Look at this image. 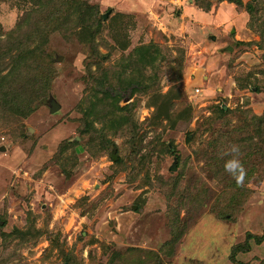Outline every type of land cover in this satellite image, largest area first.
Segmentation results:
<instances>
[{
    "label": "rangeland",
    "instance_id": "1",
    "mask_svg": "<svg viewBox=\"0 0 264 264\" xmlns=\"http://www.w3.org/2000/svg\"><path fill=\"white\" fill-rule=\"evenodd\" d=\"M86 1L102 18L93 44L52 28L60 1L0 0L2 74L1 46L20 39V81L41 79L27 115L0 124V264H264V237L246 241L264 231L249 121L264 113V0ZM94 94L127 106L117 122L99 101L87 114ZM233 144L242 184L224 168Z\"/></svg>",
    "mask_w": 264,
    "mask_h": 264
},
{
    "label": "trees",
    "instance_id": "2",
    "mask_svg": "<svg viewBox=\"0 0 264 264\" xmlns=\"http://www.w3.org/2000/svg\"><path fill=\"white\" fill-rule=\"evenodd\" d=\"M44 1H49V3L51 4L57 1H60V6L62 8L59 10V16L61 18V26L55 25L52 28L60 29L62 32L65 33V36H68V33L65 30H69V29L74 34L82 33L84 34V37L85 39L88 40V42L91 41L92 44L95 43L94 35L100 30L102 26V23H101L102 18L101 16H99V10L96 5H89V3L86 0H44ZM228 1L235 2L236 4H240L239 0H228ZM247 10L250 14H252L251 7H247ZM45 21H48L47 18H44V22ZM78 26H80V29L82 28V31L80 32L76 31ZM249 26L252 27L251 22H249ZM22 45H23L22 40L20 39L16 40V39L11 38L10 41H8L7 43H4L1 46L3 51L6 53V56L10 57L9 62H12L13 65L10 67V69L5 74H2L3 65L0 61V124L5 121V118L7 119L5 112L10 111L11 113L15 115V119L17 120H20L21 117L26 116L27 113L32 109L33 100L35 99L36 95L39 94L38 92L40 90L39 86H37V89H33L34 86L37 85V83L41 80L39 78V75L36 73L34 75L28 74L26 81H20L21 75L16 70V65L18 64V61L22 62V61H25L27 58L22 54L20 57L18 53H13L15 49H17V52H19L20 51L19 46H22ZM158 49L159 48H157V46L154 48L153 59L148 58L146 56L147 62L149 59L151 60L149 61L151 63H155V62L158 63L160 59V52ZM23 54H24V51H23ZM0 59H3V57L2 58L0 57ZM179 60L181 61L182 59L179 58ZM175 61L178 62V66L175 67L177 68L176 72H180L181 70V66L179 64L180 61L178 60H175ZM154 68L156 69L155 64H154ZM12 74L14 75L10 76ZM33 77L35 78L31 79ZM256 90H259L258 86ZM144 92H146V89ZM106 95L108 96L109 94H106ZM108 97H109L108 99L104 97H101L98 99V95L94 94V98H97L94 100L95 103H92L90 107L88 108V110L86 109L88 115L93 114L94 112L92 110L95 109L94 104L95 106L99 107L98 101L100 103H103L101 108H103L104 111L103 113L100 114V119L103 122H105L106 125L112 123L113 121L117 122L115 119L117 118V116H119L117 115L118 110L127 108L126 105L123 107H120L117 105V101H118L117 96L116 97L108 96ZM164 101L166 102V100ZM158 108L160 110L161 108H164V107L159 106ZM219 110L221 112H225L222 106L219 108ZM249 118H250L249 121L251 122V125L255 124L256 126L254 133L258 135V132H260L264 140V113L259 116L253 114ZM86 122H85V126L82 127V130L85 132L91 124V121L89 120H87ZM223 142H224V138L222 134L218 132V134L215 136V139H213V145L215 146L217 150L214 149L215 156L211 158L212 160H215L216 162H220L221 161L220 159H223L225 157L224 152L221 149L223 147L222 145ZM77 150H79V148ZM115 160L119 162V158L118 159L116 158ZM250 237H253L254 240L256 241H260L264 237V231L259 236L248 233L246 241ZM233 254L234 253H232L231 255L232 257H233ZM232 259L234 261V258ZM233 264H246V263L234 261Z\"/></svg>",
    "mask_w": 264,
    "mask_h": 264
},
{
    "label": "clouds",
    "instance_id": "3",
    "mask_svg": "<svg viewBox=\"0 0 264 264\" xmlns=\"http://www.w3.org/2000/svg\"><path fill=\"white\" fill-rule=\"evenodd\" d=\"M230 151L234 154L233 157L227 160L224 164L225 171L230 173L236 180L237 184H242L244 181V176L246 174V169L238 158L240 153V148L238 145L233 144Z\"/></svg>",
    "mask_w": 264,
    "mask_h": 264
},
{
    "label": "water",
    "instance_id": "4",
    "mask_svg": "<svg viewBox=\"0 0 264 264\" xmlns=\"http://www.w3.org/2000/svg\"><path fill=\"white\" fill-rule=\"evenodd\" d=\"M106 16H107V13H105L103 15V19H105ZM228 48L231 49V47H228ZM60 58H61L60 56H57L56 59H60ZM127 100H128V98H125V101H127ZM46 103L50 107V111H54V110L58 109L59 106H60L59 103H57V101L53 97H49V99H47ZM2 149H4L3 146H2ZM111 156H112L113 159H116V155H115V151L114 150H112ZM176 168H177V166H176L175 163L173 165H171V167H170L171 170H175Z\"/></svg>",
    "mask_w": 264,
    "mask_h": 264
}]
</instances>
